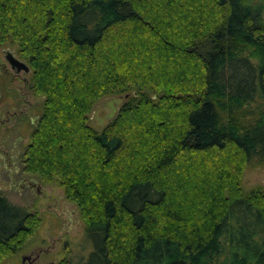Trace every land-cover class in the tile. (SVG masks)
<instances>
[{
	"label": "trees",
	"instance_id": "obj_1",
	"mask_svg": "<svg viewBox=\"0 0 264 264\" xmlns=\"http://www.w3.org/2000/svg\"><path fill=\"white\" fill-rule=\"evenodd\" d=\"M264 0H0L40 99L21 173L55 183L85 252L58 264H264ZM124 96L100 129L93 104ZM38 217L0 195V264Z\"/></svg>",
	"mask_w": 264,
	"mask_h": 264
},
{
	"label": "rangeland",
	"instance_id": "obj_2",
	"mask_svg": "<svg viewBox=\"0 0 264 264\" xmlns=\"http://www.w3.org/2000/svg\"><path fill=\"white\" fill-rule=\"evenodd\" d=\"M6 52L23 61L14 45H0V195L11 204L35 213L38 220L26 246L2 264H58L66 251L68 258L75 261L87 249L75 205L65 199L55 183H41L21 173L20 154L28 142L29 131L24 120L36 116L40 99L31 96L26 88L24 80L30 72L10 70L4 60ZM125 98L111 95L99 98L87 114V124L102 128ZM241 186L245 191L264 187V167H245Z\"/></svg>",
	"mask_w": 264,
	"mask_h": 264
},
{
	"label": "water",
	"instance_id": "obj_3",
	"mask_svg": "<svg viewBox=\"0 0 264 264\" xmlns=\"http://www.w3.org/2000/svg\"><path fill=\"white\" fill-rule=\"evenodd\" d=\"M4 60L7 63L10 70H14L15 72H19V71H22L24 73L27 72L26 65L22 61H19L15 57H13L11 53L6 52L4 55Z\"/></svg>",
	"mask_w": 264,
	"mask_h": 264
},
{
	"label": "flooded vegetation",
	"instance_id": "obj_4",
	"mask_svg": "<svg viewBox=\"0 0 264 264\" xmlns=\"http://www.w3.org/2000/svg\"><path fill=\"white\" fill-rule=\"evenodd\" d=\"M14 71V70H13ZM15 72V71H14ZM15 73H18V72H15Z\"/></svg>",
	"mask_w": 264,
	"mask_h": 264
}]
</instances>
